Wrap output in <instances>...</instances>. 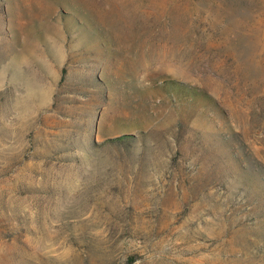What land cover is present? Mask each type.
<instances>
[{
  "label": "rangeland",
  "instance_id": "374dc122",
  "mask_svg": "<svg viewBox=\"0 0 264 264\" xmlns=\"http://www.w3.org/2000/svg\"><path fill=\"white\" fill-rule=\"evenodd\" d=\"M0 264H264V0H0Z\"/></svg>",
  "mask_w": 264,
  "mask_h": 264
}]
</instances>
